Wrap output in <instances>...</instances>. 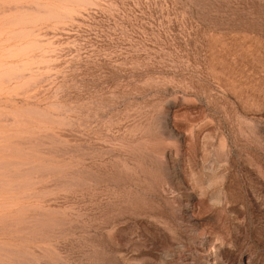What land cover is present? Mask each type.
I'll return each mask as SVG.
<instances>
[{"label": "rangeland", "instance_id": "1", "mask_svg": "<svg viewBox=\"0 0 264 264\" xmlns=\"http://www.w3.org/2000/svg\"><path fill=\"white\" fill-rule=\"evenodd\" d=\"M0 264H264V0H0Z\"/></svg>", "mask_w": 264, "mask_h": 264}]
</instances>
